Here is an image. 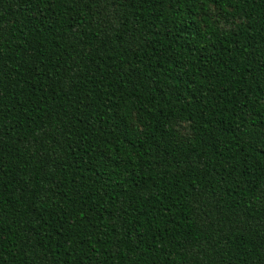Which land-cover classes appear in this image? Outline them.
<instances>
[{"label":"trees","instance_id":"1","mask_svg":"<svg viewBox=\"0 0 264 264\" xmlns=\"http://www.w3.org/2000/svg\"><path fill=\"white\" fill-rule=\"evenodd\" d=\"M0 264H264V0H0Z\"/></svg>","mask_w":264,"mask_h":264}]
</instances>
